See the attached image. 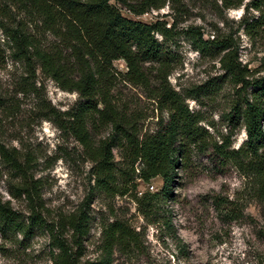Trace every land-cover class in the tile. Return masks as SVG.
<instances>
[{
	"label": "rangeland",
	"instance_id": "rangeland-1",
	"mask_svg": "<svg viewBox=\"0 0 264 264\" xmlns=\"http://www.w3.org/2000/svg\"><path fill=\"white\" fill-rule=\"evenodd\" d=\"M225 1L168 0L163 9L142 16L131 15L116 1L111 4L135 22H163L166 29L172 27L168 38L156 35L174 56L170 84L182 95L196 97H187L186 104L202 119L200 126L216 141L228 139L230 150H235L247 137L242 122L229 116L236 97L233 85L225 77L218 79L223 73L217 48H199L192 30L200 28L204 40H211L216 29L231 36L241 64L255 78L264 77V25L260 24L264 5L257 10L252 0H243L239 7L226 9L225 4L238 0ZM6 13L8 4L0 0V21L8 20ZM0 39L5 47V61L0 66V145L29 156V171L42 186L45 224L52 233L70 236L68 229H60L70 215L84 212L90 217L81 261L100 256L102 225L117 219L141 233L140 248L116 251L112 264H264V200L257 196L252 178L217 159L211 150H193L189 160L179 161L169 175L170 183L161 177L149 184L136 180L137 197H157L152 201L156 203L153 223H147L137 212L133 192L110 198L97 189L93 162L65 129L63 114L81 102L78 95L61 91L39 72L35 78L27 77L24 65L9 57L1 33ZM113 66L126 72L123 61H115ZM115 93L137 112L144 130L154 127L157 106L141 88L120 84ZM89 129L94 145L109 133L107 128ZM114 155L118 161L117 149ZM6 176L0 165V196L8 201ZM10 201L14 210L26 214L24 204ZM221 201L231 203L228 210L237 216H225L217 205ZM167 218L172 231L165 230ZM50 231L36 229L26 236L13 231L0 234V264H50Z\"/></svg>",
	"mask_w": 264,
	"mask_h": 264
},
{
	"label": "trees",
	"instance_id": "trees-1",
	"mask_svg": "<svg viewBox=\"0 0 264 264\" xmlns=\"http://www.w3.org/2000/svg\"><path fill=\"white\" fill-rule=\"evenodd\" d=\"M111 1L125 11L142 16L150 10H161L168 0H6V21H0V33L9 57L24 65L27 77L39 74L53 81L63 92L78 95L81 102L63 116L65 129L87 152L93 162L97 189L106 196L123 197L132 194L137 212L147 223H153L157 197L147 194L137 197V181L149 184L161 177L167 183L169 175L187 162L194 151L211 150L213 155L230 163L257 184V196L264 200V77L255 78L239 61L233 39L213 32L204 40L200 28L192 30L199 48H217L222 75L233 85L235 99L229 116L242 122L246 141L230 150L228 139L216 141L200 126L202 119L191 112L186 98L169 82L174 56L164 49L156 35L166 39L172 27L163 22L142 24L121 15ZM243 0L225 4L237 8ZM223 3H226L223 0ZM264 0H252V7L261 10ZM263 15L260 19H263ZM264 25V20L260 23ZM0 39V66L4 63L5 47ZM123 61L126 72H118L113 63ZM120 84L139 87L146 98L153 100L158 115L154 127L144 130L137 112L116 96ZM215 85V84H214ZM196 93V91H194ZM193 93V94H194ZM107 128V136L94 145L90 129ZM114 149L119 160L115 161ZM28 155L16 148L0 145V165L7 172L10 200L25 205V215L13 209L11 201L0 196V234L8 231L23 236L33 230L50 231L44 219V204L39 180L30 174ZM231 203L217 202L225 216L236 217L228 210ZM90 217L84 213L70 215L61 230L70 236L50 231L52 250L50 264H112L113 254L140 248V232L122 220L102 225L98 258L81 261L84 238L90 231ZM165 230L172 231L169 218ZM55 251V252H54Z\"/></svg>",
	"mask_w": 264,
	"mask_h": 264
}]
</instances>
